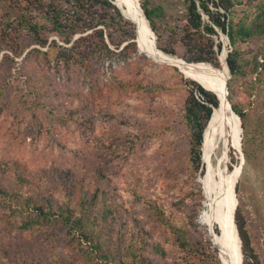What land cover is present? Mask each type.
I'll return each mask as SVG.
<instances>
[{
  "label": "rangeland",
  "instance_id": "obj_1",
  "mask_svg": "<svg viewBox=\"0 0 264 264\" xmlns=\"http://www.w3.org/2000/svg\"><path fill=\"white\" fill-rule=\"evenodd\" d=\"M8 1L0 0V32L3 17L17 20L9 14ZM147 1L157 46L182 58L185 0ZM259 1H236L232 19L250 20ZM40 22L48 43L71 44L52 31L48 21ZM21 28L15 22L9 33L0 34V264H100L89 245L65 227L53 228L46 222L20 227L22 219L37 220L34 211L23 205L27 198L35 204H44L46 198L54 206L68 203L77 211L84 200L93 220L110 211L100 219L110 220L101 233L124 239L112 246L115 253L136 235L147 238L145 245L139 242V251L151 254L152 248L155 262L184 264L179 259L184 253L172 251V231L180 224L194 250L208 257L205 264H214L213 257L221 263L218 249L198 220L202 167L196 170L190 161L191 137L184 115V98L193 90L190 78L175 65L140 52L139 46L129 48L126 56L118 55L133 41L130 27L114 33L117 48L104 35L114 53L103 55L97 38L86 68L42 55L23 58L33 48L46 50L48 43L39 45ZM221 33L218 29V35H212L222 43L218 68L221 56L231 50ZM238 46L248 57L264 58V35H253ZM230 81L232 98L245 117L244 127L240 119L242 129L239 122L242 154L232 145L227 169L242 165L233 182L237 206L250 245L259 264H264V71L237 74ZM41 220H56V215Z\"/></svg>",
  "mask_w": 264,
  "mask_h": 264
},
{
  "label": "trees",
  "instance_id": "obj_2",
  "mask_svg": "<svg viewBox=\"0 0 264 264\" xmlns=\"http://www.w3.org/2000/svg\"><path fill=\"white\" fill-rule=\"evenodd\" d=\"M9 1V14L16 16L17 20L15 22L22 27L20 31L25 29L33 36L35 42L39 45L44 46L48 43L47 37H45L42 32L43 25L40 22L41 19L48 21L52 26L51 30L62 37L65 43L71 41V44L66 46L58 44L55 40H50L46 50L42 51L39 48H33L29 54L25 55L23 58H28L32 54L42 55L45 59H52L63 65L86 68L89 64V55L96 51L98 44L96 41L97 38H99L101 45H103L105 49L103 55L114 53L105 42L104 35L117 48L118 43L114 40V33H116V31L120 32L124 26L130 27V36L133 41L124 45L118 51V55L124 54V56H126L125 53L129 48L135 50L137 47L136 41L134 40L136 36V26L133 22L123 17L111 0ZM236 1L238 0H185L186 25L183 28L182 34V44L185 52L182 54V58L187 62H210L214 67H220L218 54L221 52L222 43L221 41L215 42L212 35L217 36L218 29L227 35L231 50L227 53L226 63L232 75L231 78L227 80V97L233 111H235L242 120V126L244 127L245 112L232 98L233 90L230 80L237 74L253 75L258 73V69L264 71V58L259 60L258 56L255 54L248 57V54L243 52L240 46H238L239 42H244L253 35H264V0L259 1L255 5L257 11L250 20H247L244 16H240L237 21H234L231 14ZM140 4L144 12L143 15H146L152 29L155 31L152 20L153 11L148 1L142 0ZM221 10H223V12H221ZM203 14L207 16L206 19L203 17ZM10 21L11 17H3L2 31L0 34L6 35V33H9L8 31L13 28L15 22ZM74 34L79 35L72 40ZM21 35L22 32H20V36ZM2 39H4L3 36ZM160 48L165 52L174 53L173 50ZM194 80L193 78L188 80V83L193 86V90H189L184 98V115L191 137L189 147L190 161L194 165V169L199 170L203 167L202 154L206 142L207 124L213 108L219 104V99L214 93L204 89L198 81L196 82V80ZM233 149L240 152L236 148ZM93 198L92 195L89 200ZM89 200H87V202ZM44 201V204L42 202L35 204L28 198L25 200L23 205L34 211L32 214L35 215L34 217L37 220H34V218L30 220L22 219L20 220V227L26 229L31 227L32 223L38 222L53 224V228L56 225L65 227L68 232L75 234L74 236L76 237L80 236V238L84 240V243L89 245L91 253L94 252L96 254L100 264H110V262L114 261H117L118 264H166V262H155L152 257V254H154L152 248L151 254L139 251V242L145 245L147 239L142 236L135 235L131 238L129 244H127L126 248L124 247L123 251L116 253L112 251V246L120 245L122 241L124 243V239L120 240L118 237L101 233V230L108 227L110 220L100 219H106L110 211L108 214L106 210L100 212L97 217L99 220H93L92 217L95 216H91V214L87 212L86 207L88 204H86L84 200L81 202V206L78 207V211L72 209L68 203L54 206L50 199L46 198ZM50 215H56V220H41L47 219ZM234 221L241 238V249L244 256L242 264H259L258 256L254 253L250 245L249 236L246 232L245 223L240 213L239 206L235 209ZM172 233L175 237L172 251H174V249H179L181 253H184V255L179 258L184 264H205L204 258L209 263V259L206 255L205 257H201L199 252L194 250L193 245L187 239L189 236H187L184 226L175 224ZM153 245L155 244H150V246ZM188 245H190L191 248L187 250L186 247ZM155 249L157 250L155 252H159V248L155 247ZM212 260H214V264H221L219 260L214 257Z\"/></svg>",
  "mask_w": 264,
  "mask_h": 264
},
{
  "label": "bare ground",
  "instance_id": "obj_3",
  "mask_svg": "<svg viewBox=\"0 0 264 264\" xmlns=\"http://www.w3.org/2000/svg\"><path fill=\"white\" fill-rule=\"evenodd\" d=\"M118 2L125 16L136 24L140 52L146 53L158 62L175 65L219 99V104L213 108L206 128V142L202 154L203 167L199 177L203 199L198 220L205 226L207 235L218 249V256L223 264H241L240 241L233 220V210L238 203L233 182L241 172L242 165L232 171L227 169L231 146H236L241 151V129L239 130L240 118L226 101L228 93H226L225 81L228 79V73L225 54L220 58L221 68L205 62H191L186 65L179 57L167 54L157 46L138 5L139 0H118Z\"/></svg>",
  "mask_w": 264,
  "mask_h": 264
},
{
  "label": "water",
  "instance_id": "obj_4",
  "mask_svg": "<svg viewBox=\"0 0 264 264\" xmlns=\"http://www.w3.org/2000/svg\"><path fill=\"white\" fill-rule=\"evenodd\" d=\"M111 2L119 9V11L121 12V14L124 16V17H126V18H128L127 16H125V14L122 12V10H121V4L118 2V0H111ZM139 7H140V9L143 11V9H142V7H141V4H140V2H139ZM144 13V12H143ZM145 15V14H144ZM145 18H146V20H147V22H148V25H149V28H150V30H151V32L153 33V36H154V41L156 42V36H155V34H154V31H153V29L151 28V26H150V23H149V20H148V18L146 17V15H145ZM131 20V19H130ZM132 21V20H131ZM134 22V21H133ZM221 34H223V33H221ZM227 36V35H226ZM135 41H136V43H137V37H135V39H134ZM137 46H138V44H137ZM139 50V49H138ZM146 54V53H145ZM147 55V54H146ZM148 56V55H147ZM226 56H227V53H225V65H226V69H227V73H228V76L227 77H229V69H228V66H227V63H226ZM180 59H182V58H180ZM182 61L184 62V63H186V65L187 64H190L191 62H187V61H185L184 59H182ZM184 74V73H183ZM185 76H186V74H184ZM195 81V80H194ZM197 82V81H196ZM204 89H206V90H208L207 88H205L202 84H200ZM225 89H226V93H228V90H227V80L225 81ZM209 91V90H208ZM227 101V103L230 105V102H229V100L227 99L226 100ZM230 107H231V105H230ZM232 108V107H231ZM236 116L237 117H239L237 114H236ZM240 128H241V122H240ZM242 129V128H241ZM241 152V151H240ZM241 154H242V152H241ZM241 157H242V155H241ZM240 168H241V166H240ZM236 207H237V203L235 204V207H234V210H233V220H234V214H235V209H236ZM234 225H235V228H236V232H237V235H238V238H239V241H240V253H241V264H242V251H241V240H240V237H239V234H238V230H237V227H236V224H235V222H234ZM222 263V262H221Z\"/></svg>",
  "mask_w": 264,
  "mask_h": 264
}]
</instances>
